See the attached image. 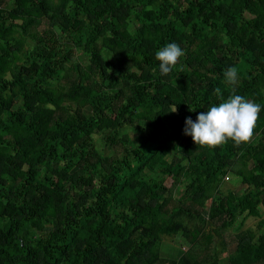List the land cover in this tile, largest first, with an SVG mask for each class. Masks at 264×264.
Masks as SVG:
<instances>
[{"label":"trees","instance_id":"16d2710c","mask_svg":"<svg viewBox=\"0 0 264 264\" xmlns=\"http://www.w3.org/2000/svg\"><path fill=\"white\" fill-rule=\"evenodd\" d=\"M231 67L261 105L252 142L200 147L186 118L233 94ZM263 207L264 0H0V264H163L164 236L195 244L204 221L217 254L238 216L260 219L229 264H264Z\"/></svg>","mask_w":264,"mask_h":264},{"label":"clouds","instance_id":"9594fccd","mask_svg":"<svg viewBox=\"0 0 264 264\" xmlns=\"http://www.w3.org/2000/svg\"><path fill=\"white\" fill-rule=\"evenodd\" d=\"M185 54L181 46L175 42L168 43L157 51L156 59L160 62L161 74L171 73ZM224 78L227 84L233 86V94L225 99L221 89L216 88L215 94L220 102L207 111L199 112L196 121L191 117L186 118L184 133L191 136L194 143L200 147L215 149L230 140L236 146L252 142L262 110L261 105L235 94V86L239 83V72L236 67L229 68L224 73ZM176 111L177 107L174 106L171 112Z\"/></svg>","mask_w":264,"mask_h":264},{"label":"rangeland","instance_id":"374dc122","mask_svg":"<svg viewBox=\"0 0 264 264\" xmlns=\"http://www.w3.org/2000/svg\"><path fill=\"white\" fill-rule=\"evenodd\" d=\"M37 14L39 12L35 10ZM78 56H81V50L77 49L76 51ZM84 59H86L84 57ZM87 112H90L89 107H86ZM97 143L101 146L102 140L100 139L98 134H95ZM104 146L102 145L101 148ZM104 150L106 152H109L112 150V147L105 146ZM33 161H29L28 165L31 164ZM173 182V177H169L166 180V183L168 185H171ZM224 189H232L236 192H242L246 188V184L242 181L241 177L238 176L234 172H230L226 177L223 185ZM262 215L264 217V207L262 208ZM204 218V217H202ZM260 217L258 216H248L244 223H243V216H238L234 221H230L226 224V236L225 238L228 241V245L226 249L223 252H220L216 254V249L213 246L212 242V236L210 234V225L206 223V221L202 222L205 225V228L203 229V232L198 234L197 241L195 244H191L186 236V234L178 233L173 235H166L162 239V242L160 244L161 248V254L163 258L166 260L163 264H169V260L173 257H177L181 255L183 252L187 253H193L196 252L199 257L202 259H205L207 262L208 260H213L216 257H218L219 262L218 264H229L228 261V255L234 251L236 247V241H235V232L239 227L241 228H249L253 227L256 228L257 223L259 221ZM209 223V222H208ZM194 230V227H192V231ZM220 240L219 236L215 237V242H218ZM220 249V247H219Z\"/></svg>","mask_w":264,"mask_h":264}]
</instances>
